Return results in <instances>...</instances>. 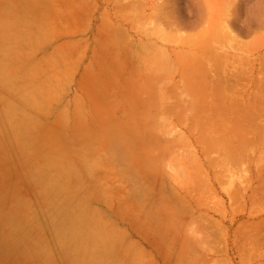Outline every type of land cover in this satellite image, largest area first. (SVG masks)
<instances>
[{
    "label": "rangeland",
    "instance_id": "obj_1",
    "mask_svg": "<svg viewBox=\"0 0 264 264\" xmlns=\"http://www.w3.org/2000/svg\"><path fill=\"white\" fill-rule=\"evenodd\" d=\"M94 3L113 95L98 132L70 138L98 142L124 172L162 175L188 196L199 260L263 264L264 245L251 252L244 235L264 223V0Z\"/></svg>",
    "mask_w": 264,
    "mask_h": 264
},
{
    "label": "crops",
    "instance_id": "obj_2",
    "mask_svg": "<svg viewBox=\"0 0 264 264\" xmlns=\"http://www.w3.org/2000/svg\"><path fill=\"white\" fill-rule=\"evenodd\" d=\"M94 10V0H0V264H209L188 234V196L70 138L98 132L113 95Z\"/></svg>",
    "mask_w": 264,
    "mask_h": 264
},
{
    "label": "bare ground",
    "instance_id": "obj_3",
    "mask_svg": "<svg viewBox=\"0 0 264 264\" xmlns=\"http://www.w3.org/2000/svg\"><path fill=\"white\" fill-rule=\"evenodd\" d=\"M12 123L14 124V122H12ZM16 123H17V121H16ZM16 123H15V125H16ZM259 124H260V123H259ZM18 128H20V127H18ZM18 130H19V129H18ZM260 131H261V130H260ZM20 132H21V130H20ZM24 132H25V131H22V133H24ZM16 133H17V132H16ZM17 134H18V133H17ZM30 146H32V144H30ZM28 149H30V148H28ZM60 156H61V155H60ZM247 157H248V156H247ZM262 163H263V162H262ZM51 164H52V163H51ZM260 164H261V163H260ZM260 164H259V165H260ZM49 165H50V164H49ZM263 165H264V164H263ZM263 165L261 164V167H262ZM261 167H260V168H261ZM258 168H259V166H258ZM262 169H263V167H262ZM38 186H39V185H38ZM40 186H41V185H40ZM46 186H47V185L45 184L44 188H46ZM50 186H52L51 183H50ZM54 186H55V185H54ZM58 187H59V186H58ZM58 187H57V188H58ZM54 188H55V187H54ZM54 188H53V189H54ZM60 188H61V187H60ZM107 188H108V186H107ZM39 190H40V189H39ZM44 190H45V189H44ZM46 190H47V189H46ZM57 190H58V189H57ZM41 191H42V189H41ZM54 191H56V190H52V189H51L50 192H54ZM258 191H259V190H258ZM50 192H49V193H50ZM44 193H45V192H44ZM44 193H43V194H44ZM46 193H47V191H46ZM46 193H45V194H46ZM49 193H47V194H49ZM50 194H51V193H50ZM52 194H53V193H52ZM52 194H51V195H52ZM253 197H254V196H253ZM48 198L50 199L49 196H48ZM51 198H52V197H51ZM257 198H258V197H257ZM43 199H44V197H43ZM45 199H46V197H45ZM50 200H51V199H50ZM253 200H254V198H253ZM255 200H256V199H255ZM257 200H258V199H257ZM259 200H260V198H259ZM261 200H262V199H261ZM46 201H47V200H46ZM46 201H45V202H46ZM40 202H41V201H40ZM45 202H44V203H45ZM253 202H254V201H253ZM47 203H48V202H47ZM51 203H53V202L51 201ZM255 203H256V202H255ZM257 203H259V202H257ZM260 203H262V201H260ZM39 204H40V203H39ZM42 204H43V202H42ZM45 204H46V203H45ZM49 204H50V203H49ZM55 204H56V203H55ZM55 204H52V206L55 205ZM57 204H58V203H57ZM252 204H253V203H252ZM47 205H48V204H47ZM253 205H254V204H253ZM262 205H264V204H262ZM39 206H40V205H38V208H41V207H39ZM45 206H46V205H45ZM45 206H43L44 209H45ZM46 207H47V206H46ZM54 207H55V206H53V208H51V209L56 210V209H54ZM56 207H58V205H56ZM252 207H253V206H252ZM252 207H251V208H252ZM263 207H264V206H263ZM253 208L256 209L257 207H255V205H254ZM255 209H254V210H255ZM48 210H49V209H48ZM258 210H259V209H258ZM261 210H262V208H261ZM255 211H257V209H256ZM251 212H252V211H251ZM259 212H260V211H259ZM253 213L255 214V212H253ZM250 214H252V213H250ZM252 216H253V214H252ZM252 223H253V222H252ZM262 223H263V222H262ZM248 224H249V222H248ZM255 224H256V223H255ZM255 224H254V226H255ZM260 224H261V223H260ZM260 224H259V226H260ZM263 224H264V223H263ZM263 224H261V227L264 226ZM249 225H250V224H249ZM252 225H253V224H252ZM256 225H257V226H255L256 228L254 227L253 231H252V229H250L252 232H251L250 230L248 231L247 229H246V233L244 232V233H245L244 236H245V239H246V241H247V242H246V244H247L246 247H247L251 252H252V251H253V252H256L259 248L262 249V246L260 247V245H264V239H262L261 242H260V239H259V237H260L261 234H260L258 237H257V235H256V233H257V229H260V228H258V227H259L258 224H256ZM246 226H247V225H246ZM250 226H251V225H250ZM246 228H247V227H246ZM249 228H250V227L248 226V229H249ZM251 228H252V226H251ZM244 229H245V228H244ZM255 229H256V230H255ZM247 231H248V232H247ZM258 231L260 232V230H258ZM253 232H256V233L254 234ZM252 233H253V234H252ZM261 233H262V236H263V235H264V234H263L264 231H261ZM257 234H258V233H257ZM255 236H256V237H255ZM254 237H255V238H254ZM257 238H258L259 240H257ZM261 238H264V237H261ZM263 247H264V246H263ZM252 248H253L254 250H251ZM261 249L258 250V251L262 252ZM246 250H247V249H246ZM255 250H256V251H255ZM258 251H257V252H258ZM263 252H264V251H263ZM263 252H262V253H263ZM263 255H264V254H263ZM263 257H264V256H263ZM263 264H264V263H263Z\"/></svg>",
    "mask_w": 264,
    "mask_h": 264
}]
</instances>
